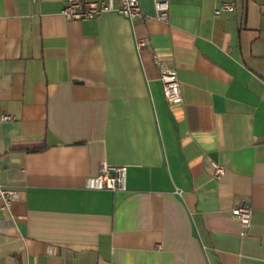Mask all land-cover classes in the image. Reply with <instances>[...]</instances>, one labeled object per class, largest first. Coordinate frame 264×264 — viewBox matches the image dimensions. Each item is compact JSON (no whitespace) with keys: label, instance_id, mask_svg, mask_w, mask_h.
Instances as JSON below:
<instances>
[{"label":"crops","instance_id":"0c3cea01","mask_svg":"<svg viewBox=\"0 0 264 264\" xmlns=\"http://www.w3.org/2000/svg\"><path fill=\"white\" fill-rule=\"evenodd\" d=\"M66 1L0 0V264H264V0H168V21L140 0L135 26ZM103 162L127 191L85 187Z\"/></svg>","mask_w":264,"mask_h":264},{"label":"built area","instance_id":"2783aa9c","mask_svg":"<svg viewBox=\"0 0 264 264\" xmlns=\"http://www.w3.org/2000/svg\"><path fill=\"white\" fill-rule=\"evenodd\" d=\"M156 18L168 21L170 2L168 0H156ZM233 1H222L215 8V16H220L224 12H234ZM107 12H118L127 17L133 26L143 21L146 14L142 8L140 0H67L62 8V15L70 21H84L96 19ZM137 47L142 50L149 46L146 38H137ZM160 69V80L163 85L164 95L169 103H180L183 101L182 82L179 78L177 68L171 67L165 61L156 59ZM12 115H3L2 120H12ZM215 177L221 178L226 172L224 165L214 162ZM85 187L90 190H107L112 192L128 190V166L115 165L103 162L100 165L99 173L89 176L86 179ZM18 197L16 190L5 187L0 180V200L2 208L7 209ZM233 215L241 221L244 227H249L252 223L253 208L246 203H239L233 209Z\"/></svg>","mask_w":264,"mask_h":264}]
</instances>
